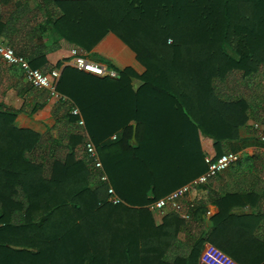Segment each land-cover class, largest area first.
I'll list each match as a JSON object with an SVG mask.
<instances>
[{
  "label": "trees",
  "instance_id": "1",
  "mask_svg": "<svg viewBox=\"0 0 264 264\" xmlns=\"http://www.w3.org/2000/svg\"><path fill=\"white\" fill-rule=\"evenodd\" d=\"M36 1L0 0V39L45 72L49 51L73 44L118 76L64 66L55 124L41 133L16 118L44 108L50 91L0 56V95L14 88L23 99L0 100V264H198L222 217L205 230V208L183 201L189 217L171 210L158 222L148 204L204 173L206 155L236 148L250 118L264 124V0ZM110 40L129 63L97 50ZM87 135L124 203L108 201Z\"/></svg>",
  "mask_w": 264,
  "mask_h": 264
},
{
  "label": "crops",
  "instance_id": "2",
  "mask_svg": "<svg viewBox=\"0 0 264 264\" xmlns=\"http://www.w3.org/2000/svg\"><path fill=\"white\" fill-rule=\"evenodd\" d=\"M22 1L28 2V0ZM32 1L36 3L37 1L29 0L28 2L29 6L34 8L36 5L33 6ZM19 2L21 0H14L17 5ZM14 3L2 6L5 17L10 12H15L16 5ZM103 48L104 50L98 47L97 50L109 54L106 47L103 46ZM47 57L54 67L58 62H62L61 70L66 65H72L71 48L66 44L57 50L49 51ZM97 62L108 64L101 60H97ZM228 89L232 90V87L228 86ZM243 89L247 98V83H244ZM8 95H14V98L12 100L8 98L6 103L15 107H20L23 104V99L18 96L15 90L8 92ZM56 101L49 100L44 108L33 115L19 114L16 124L19 127L31 128L41 133L46 132L49 127L52 128L55 124L52 108ZM255 124L256 119L250 118L239 127L236 148H233L230 143L225 145V150L239 152L242 162L231 165L211 178L206 184L193 189L183 198V201L195 203L194 211L197 207L199 208V205L200 208H205L206 219L202 224L205 226V230L211 228L212 217H222L218 227L220 228L217 238L218 245L206 243L198 264H212L216 259L225 264H258V262H262L264 257V246L261 247L264 243V141L256 138ZM260 125V133L264 135V124ZM201 203L203 204L201 205ZM187 207L188 205H186ZM154 215L157 221L161 222L165 214L155 213Z\"/></svg>",
  "mask_w": 264,
  "mask_h": 264
},
{
  "label": "built area",
  "instance_id": "3",
  "mask_svg": "<svg viewBox=\"0 0 264 264\" xmlns=\"http://www.w3.org/2000/svg\"><path fill=\"white\" fill-rule=\"evenodd\" d=\"M0 56L10 65L18 66L24 75L25 80L34 87L48 89L52 97H60L57 90V85L61 76V70L53 68L49 72H45L40 68L31 66L29 60L18 55L13 47L0 43ZM72 66L78 70L104 77H117L118 72L116 69L110 67L108 64L97 62L88 57V55L79 47L71 48ZM73 114L80 115L78 123L85 125V121L81 116L80 110L77 106L72 109ZM255 127L260 129L261 125L256 123ZM116 138V136H114ZM261 139L264 141V135L261 134ZM84 153L91 159L94 167L101 171L100 179L108 184V201L113 204L124 203V200L117 194L115 188L110 183L109 176L104 168L99 151L94 141L89 138L84 145ZM241 155L239 152L229 151L217 158L207 156L205 161L208 165L207 170L194 178L191 182L182 185L181 187L170 192L166 196L154 200L148 204V208L154 213L166 214L171 210L180 212L185 217H189V212L186 210L183 198L186 194L200 185L206 184L211 178L218 175L231 165L235 164ZM190 208H195V203L190 201ZM212 264H225L219 260H214Z\"/></svg>",
  "mask_w": 264,
  "mask_h": 264
},
{
  "label": "rangeland",
  "instance_id": "4",
  "mask_svg": "<svg viewBox=\"0 0 264 264\" xmlns=\"http://www.w3.org/2000/svg\"><path fill=\"white\" fill-rule=\"evenodd\" d=\"M28 2H29V0H28ZM36 2L35 1H32V4H33V6L34 5H37V3L35 4ZM110 36H111V38L112 39H118V38H116V37H114L112 34H110ZM110 42L112 43V41L110 40ZM169 42H171L172 43V40H171V38L169 39ZM0 43L1 44H6V45H10L9 44V42H8V40L6 39V38H1L0 39ZM64 45V44H63ZM67 45H69V44H67ZM113 45V48L112 47H110V46H112ZM11 46V45H10ZM125 46V45H124ZM122 44H120V43H118L116 40H114L113 41V43L112 44H110V43H108V42H106V43H104V47H106V50H107V52H109V53H115L117 56H115V58H116V61L119 63V64H127V63H129V58L127 57V56H125V52L127 53L129 50L126 48V46L124 47ZM12 47V46H11ZM56 47V48H55ZM55 47H53V49H51L50 51H54V50H57L58 49V47L57 46H55ZM72 47H78V46H75V45H73V44H70L69 45V48H72ZM60 48V47H59ZM100 49H103L104 50V48H103V46L102 47H100ZM84 51V50H83ZM100 51V50H99ZM125 51V52H124ZM88 56H89V58H91L92 60L94 59V60H100V58H99V56H100V54L98 55L97 53H95L94 51L93 52H90V53H88L87 51H84ZM233 51H232V55H233ZM234 55H236V54H234ZM237 56V55H236ZM72 58V57H71ZM133 63V62H132ZM133 66H138V63L136 62V61H134V63L132 64ZM72 66V65H71ZM54 68H60L59 70H61V66L60 67H54ZM19 70H21V69H19ZM237 75H240V74H238V73H236ZM19 76L21 77V76H23V73L22 72H20L19 73ZM24 77V76H23ZM24 80H25V78H24ZM1 89H4V87H0ZM12 90H15L14 88H10L9 89V93L12 91ZM8 92L6 93V95H0V100H2V101H5L6 102V100L8 101V98L10 99V100H12L13 98H14V95H8ZM15 92H16V90H15ZM59 95L61 96V94L59 93ZM59 97L57 96V97H51V99H54V100H57ZM50 99V100H51ZM80 110V109H79ZM80 113H81V111H80ZM80 116V115H79ZM81 116H82V114H81ZM82 118H83V116H82ZM84 119V118H83ZM55 120V119H54ZM82 126H84V125H82ZM50 129V127L47 129V130H49ZM46 130V131H47ZM54 133H55V131H54ZM117 133H115V134H113L112 136H111V139L112 140H116L117 139ZM114 136H116V138H114ZM89 138H91L89 135H87V139H89ZM157 217H158V215H157Z\"/></svg>",
  "mask_w": 264,
  "mask_h": 264
},
{
  "label": "water",
  "instance_id": "5",
  "mask_svg": "<svg viewBox=\"0 0 264 264\" xmlns=\"http://www.w3.org/2000/svg\"><path fill=\"white\" fill-rule=\"evenodd\" d=\"M135 129H136V126H135ZM135 139H136V135H135V132H134L132 140L135 141Z\"/></svg>",
  "mask_w": 264,
  "mask_h": 264
}]
</instances>
